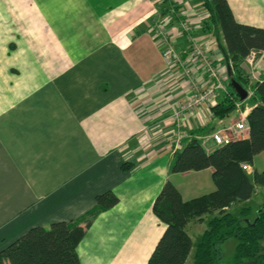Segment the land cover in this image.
<instances>
[{
    "label": "crops",
    "instance_id": "obj_1",
    "mask_svg": "<svg viewBox=\"0 0 264 264\" xmlns=\"http://www.w3.org/2000/svg\"><path fill=\"white\" fill-rule=\"evenodd\" d=\"M172 1L226 79L223 39L202 30L207 14L200 2ZM227 1L239 22L264 28V0ZM160 3L0 0V250L30 227L75 220L111 190L119 201L79 241L81 264H146L165 228L152 209L163 184L170 180L183 199L201 194L202 177L214 189L210 167L171 172L173 153L184 137L206 135L238 114L217 119L206 105L186 112V135L177 142L172 112L188 95L189 79L163 60L152 27ZM174 18L166 23L172 44L194 79L210 83L183 51ZM252 70L264 77V51ZM251 96L243 101L247 113ZM263 153L247 163V173Z\"/></svg>",
    "mask_w": 264,
    "mask_h": 264
},
{
    "label": "trees",
    "instance_id": "obj_2",
    "mask_svg": "<svg viewBox=\"0 0 264 264\" xmlns=\"http://www.w3.org/2000/svg\"><path fill=\"white\" fill-rule=\"evenodd\" d=\"M167 1V0H164ZM174 3L172 0H168ZM207 15L203 31L217 30L218 42L229 68L243 86L248 79L242 64L250 50L264 51V28L239 22L227 0H198ZM176 7V6H175ZM220 41V39H218ZM240 100L229 83L226 92L217 95L211 110L217 119L237 115L235 102ZM247 113L248 134L244 138L206 151L195 136H186L182 147L173 153L170 171L184 173L212 168V191L183 199L178 188L167 180L153 202V212L165 224L146 264H184L191 248L188 222L218 210L209 219L196 245L193 264H216L217 245L229 237L238 242L232 256L234 264H264V208L253 221H242L225 208L252 197L258 186H264V169L247 173L241 164H251L255 154L264 150V77L254 85ZM244 107V104L242 105ZM129 164L123 163V168ZM96 204L72 221H54L48 226L30 227L24 234L0 250V264H81L77 245L93 220L118 203V196L107 190L96 196ZM250 207H242L246 216Z\"/></svg>",
    "mask_w": 264,
    "mask_h": 264
},
{
    "label": "built area",
    "instance_id": "obj_3",
    "mask_svg": "<svg viewBox=\"0 0 264 264\" xmlns=\"http://www.w3.org/2000/svg\"><path fill=\"white\" fill-rule=\"evenodd\" d=\"M162 21L153 23L152 27L153 30H155L158 43L161 46L165 65L167 67L181 68L182 75L187 76L189 79L188 95L178 103L172 112V118L176 129L175 136L177 142H180L183 136L186 135L182 130L183 115L203 105L212 107L217 95L222 91L226 92L229 88V80L227 77L224 79L220 74L214 58L209 53L206 42L195 36L191 22L187 18H180L178 27L180 33L184 37L183 39L186 45L183 51L188 53L189 58L198 61L211 80L210 83L206 84L196 81L191 73L187 60L182 57V53L172 44L170 38L171 34L167 26H165V22L163 24ZM261 52L260 50L252 49L243 60L242 69L249 83L246 88L248 97L254 94V85L259 81L252 69L259 61ZM242 105L243 102L240 100L235 102V109L238 113V117L234 122L219 126L206 135H194L206 151H211L215 147L223 145L230 140L244 138L248 134L247 112L245 106L242 107ZM241 166L244 169L248 167L247 163H242Z\"/></svg>",
    "mask_w": 264,
    "mask_h": 264
},
{
    "label": "rangeland",
    "instance_id": "obj_4",
    "mask_svg": "<svg viewBox=\"0 0 264 264\" xmlns=\"http://www.w3.org/2000/svg\"><path fill=\"white\" fill-rule=\"evenodd\" d=\"M182 1L184 2V0H182ZM185 1H188L189 3H191V1H193V0H185ZM173 2L174 3H170L167 0V1H165V3L158 4V7H160V9L158 11V14L155 17H153V23L162 21L161 17H163V18L166 17V19H165L166 21H162V22H163V24L165 22V26H167L166 23L168 22L167 19H169V17H175L174 18L175 21L180 19V18H186L185 15L177 14L176 7L171 6V5H176L177 2L176 1H173ZM180 2H181V0H178L179 4H180ZM172 8H173V11L176 13V15L175 14L173 15L171 13L172 11L170 9H172ZM167 11L170 14H168ZM202 27H203V22H202ZM1 63H2V59L0 58V64ZM219 70L224 72V69L222 67H219ZM243 74H244V71H243ZM234 121H235V119L231 120L228 123L221 124L220 126H222V125L224 126L225 124H230ZM263 169H264V153L258 154L256 156L255 162H254V170L261 171ZM177 179H175V180L178 183ZM180 181L181 182L184 181L185 184H187V182H188V184L190 186V181L181 180V179H180ZM209 181H210L209 177H208V179L206 177H202L201 182H202V188L203 189H201L202 191H198V192H201V194L203 192H209L208 190H210V189H207V187H206L207 184L209 185ZM246 206L250 207V210L246 213V216H243L240 211H241L242 207H246ZM262 208H264V186H258L256 188L255 194H253L252 197L248 201L235 202V203L231 204L227 208V210L230 211L231 213H233L234 215L238 216L242 221L248 220L249 222H251L255 219L257 211L259 209H262ZM217 214H219V211L214 209L213 211H210V212H207L206 214H204V216L202 218L194 219L191 221V225L189 226V233L191 236L190 237L191 238V248L189 250V255H188L187 259L185 260L184 264H193L196 245L200 240L202 231L207 227L209 219L212 218L214 215H217ZM237 242H238L237 238L232 236V237H229L228 239H226L225 241H223L217 245V249L219 250L220 254H219V258H218L216 264H234L232 262V256H233L234 249H235Z\"/></svg>",
    "mask_w": 264,
    "mask_h": 264
},
{
    "label": "water",
    "instance_id": "obj_5",
    "mask_svg": "<svg viewBox=\"0 0 264 264\" xmlns=\"http://www.w3.org/2000/svg\"><path fill=\"white\" fill-rule=\"evenodd\" d=\"M228 79L238 98L241 101H244L248 97V92L246 88L238 80L235 79L230 68L228 70Z\"/></svg>",
    "mask_w": 264,
    "mask_h": 264
},
{
    "label": "bare ground",
    "instance_id": "obj_6",
    "mask_svg": "<svg viewBox=\"0 0 264 264\" xmlns=\"http://www.w3.org/2000/svg\"><path fill=\"white\" fill-rule=\"evenodd\" d=\"M247 90V89H246ZM241 101V100H240ZM243 102V101H242Z\"/></svg>",
    "mask_w": 264,
    "mask_h": 264
}]
</instances>
